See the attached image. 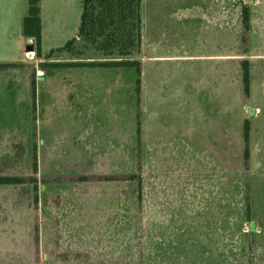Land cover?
I'll list each match as a JSON object with an SVG mask.
<instances>
[{
    "label": "rangeland",
    "instance_id": "1",
    "mask_svg": "<svg viewBox=\"0 0 264 264\" xmlns=\"http://www.w3.org/2000/svg\"><path fill=\"white\" fill-rule=\"evenodd\" d=\"M190 4L141 0L137 54L78 58L138 61L137 96L134 68L56 51L78 0H41L38 49L27 0H0V160L19 145L6 174L36 178L0 186V264H264V0Z\"/></svg>",
    "mask_w": 264,
    "mask_h": 264
},
{
    "label": "trees",
    "instance_id": "2",
    "mask_svg": "<svg viewBox=\"0 0 264 264\" xmlns=\"http://www.w3.org/2000/svg\"><path fill=\"white\" fill-rule=\"evenodd\" d=\"M41 0H27V14L22 20L21 33L25 38L33 39L37 49L41 40ZM141 0H78L80 9L79 22L76 37L69 39L56 51H66L72 55L83 56L86 51L102 57H128L137 54L141 45ZM241 42L247 45L249 31V9L241 8ZM75 67H109V68H134L137 74L135 80V92L138 96L140 85V63L138 61H107L97 64L74 63ZM15 64L1 63L0 72L15 68ZM241 82L243 95L248 97L249 92V68L248 62L242 61ZM34 83L32 82V86ZM137 125L139 126V118ZM138 129V128H137ZM249 123L247 120L242 125L243 138V166L248 170L249 152ZM139 132V129H138ZM16 153L7 155L0 160V186L32 185L36 187V178L32 175L24 177L20 175L6 174L7 170L14 167L20 158L22 147H15ZM35 170V159L32 160ZM131 179L134 178L130 177ZM107 177H54L51 183H78L109 181ZM44 183H50L47 179ZM253 228V227H252Z\"/></svg>",
    "mask_w": 264,
    "mask_h": 264
},
{
    "label": "crops",
    "instance_id": "3",
    "mask_svg": "<svg viewBox=\"0 0 264 264\" xmlns=\"http://www.w3.org/2000/svg\"><path fill=\"white\" fill-rule=\"evenodd\" d=\"M184 1H186V2H188V3H191L190 6H191V5H196L195 8L200 9V10H199L200 13H202V12L204 13L205 11H204L203 9L197 7L198 5H197V4H194V2H204V1H208V0H184ZM219 1L222 2L223 0H219ZM190 6H189V7H190ZM197 11H198V10H197ZM189 12H190V8H189ZM203 13H202L201 15H203L204 17H207V15H206V14H203ZM221 14H222V7H221L220 15H221ZM40 15H41V14H40ZM249 22H250V20H249ZM249 27H250V23H249ZM76 62H79V60L77 59Z\"/></svg>",
    "mask_w": 264,
    "mask_h": 264
},
{
    "label": "water",
    "instance_id": "4",
    "mask_svg": "<svg viewBox=\"0 0 264 264\" xmlns=\"http://www.w3.org/2000/svg\"><path fill=\"white\" fill-rule=\"evenodd\" d=\"M26 49L27 51H31L32 48L30 46H27Z\"/></svg>",
    "mask_w": 264,
    "mask_h": 264
}]
</instances>
